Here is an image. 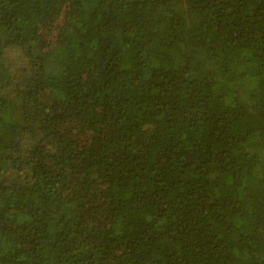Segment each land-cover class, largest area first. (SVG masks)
Listing matches in <instances>:
<instances>
[{
    "label": "trees",
    "instance_id": "trees-1",
    "mask_svg": "<svg viewBox=\"0 0 264 264\" xmlns=\"http://www.w3.org/2000/svg\"><path fill=\"white\" fill-rule=\"evenodd\" d=\"M0 264H264V0H0Z\"/></svg>",
    "mask_w": 264,
    "mask_h": 264
}]
</instances>
